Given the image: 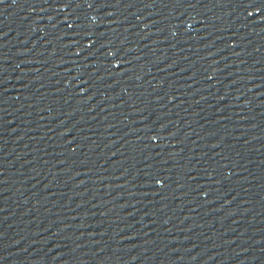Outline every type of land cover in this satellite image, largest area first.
<instances>
[{
    "label": "water",
    "instance_id": "water-1",
    "mask_svg": "<svg viewBox=\"0 0 264 264\" xmlns=\"http://www.w3.org/2000/svg\"><path fill=\"white\" fill-rule=\"evenodd\" d=\"M59 264H264V0H64Z\"/></svg>",
    "mask_w": 264,
    "mask_h": 264
},
{
    "label": "snow or ice",
    "instance_id": "snow-or-ice-1",
    "mask_svg": "<svg viewBox=\"0 0 264 264\" xmlns=\"http://www.w3.org/2000/svg\"><path fill=\"white\" fill-rule=\"evenodd\" d=\"M0 2H3V0H0Z\"/></svg>",
    "mask_w": 264,
    "mask_h": 264
}]
</instances>
